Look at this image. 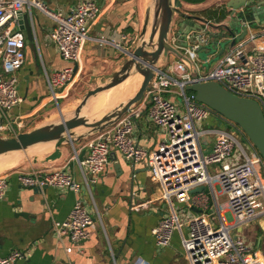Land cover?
I'll return each mask as SVG.
<instances>
[{
	"label": "built area",
	"instance_id": "1",
	"mask_svg": "<svg viewBox=\"0 0 264 264\" xmlns=\"http://www.w3.org/2000/svg\"><path fill=\"white\" fill-rule=\"evenodd\" d=\"M32 8L53 22L49 38L55 43L60 58L70 63L58 71L44 69L46 86L55 101L56 90L71 84L81 70L80 57L90 24L101 11L94 0H80L66 14L48 9L41 0H0V118L4 120L0 122V133H8L7 136L17 134L15 122L8 115L22 101L16 73L23 65L26 43L23 32L15 28L18 14L27 13L35 38ZM125 38L124 34L102 32L97 43L119 46ZM254 40V35L245 36L228 48L212 69L203 74L198 71L196 78L188 72L189 65L183 60L177 64L176 70L181 72L177 77L171 71L156 70L144 92L142 105L132 106L114 124L93 134L85 144L87 152L81 160L76 153L72 157L82 182L75 179L68 163L54 170L34 169L18 174L17 179L24 187H54L76 195L83 189L89 194L90 208L84 199L77 198L66 219L52 221L51 231L56 239L63 243L65 237L70 243L63 245L66 253L73 247L79 248L89 238L95 221L91 210L100 220L91 189L108 163L109 148L114 147L133 165L145 161L160 191L165 207L161 219L151 229L158 249L167 247L173 232L177 231L188 264H261L237 229L241 230L243 225L264 214V160L235 123L197 101L194 92L185 90L186 84L193 81H214L239 97L255 100L264 113V51L257 46L246 49ZM205 42L199 36L183 55L195 63V50ZM171 95L182 98L179 104ZM180 106L184 107L183 111L179 110ZM143 108L147 110L148 119L164 135L153 151L138 145L132 137L133 124ZM212 114L225 120L228 128H203ZM236 131L243 137L245 146L234 134ZM210 134L215 135L211 150L203 152L202 139ZM202 185L208 187L213 205L204 191L191 195ZM7 187L6 176L0 175V200ZM218 191L226 198L225 206L217 202ZM173 201L185 208L194 205L201 212L188 216L182 208L177 209ZM27 256L28 251L13 250L0 255V264H12Z\"/></svg>",
	"mask_w": 264,
	"mask_h": 264
},
{
	"label": "crops",
	"instance_id": "2",
	"mask_svg": "<svg viewBox=\"0 0 264 264\" xmlns=\"http://www.w3.org/2000/svg\"><path fill=\"white\" fill-rule=\"evenodd\" d=\"M41 1L48 9L60 10L66 14L80 0ZM94 1L101 11L90 24L88 39L81 53L79 63L81 70L78 73L82 72L81 78L103 77L120 67L126 58L125 51L130 50L137 43L145 9L149 2L148 0ZM180 1L179 10L187 16L188 22L197 23L203 31L213 35L224 31L223 26H219L220 24L214 20L204 18L201 12L211 7L224 5L227 0H204L200 3ZM33 9L37 10L32 8V14ZM37 12L43 18L38 19V25H34L36 47L30 46L31 42L26 44L23 65L16 73L18 93L22 101L8 115L13 123H20L19 127L14 123L16 133L49 122L46 121L47 117L59 113L55 106L58 99L67 96V86L62 90L59 88L56 90V102L46 86L44 69L58 71L70 63L60 58L55 43L49 38L53 22L38 10ZM259 19L260 24L252 27L245 35L255 36L254 42L246 45L247 51L253 46L264 51V13L259 16ZM102 32L124 34L126 38L120 41L119 46L110 43L99 46L97 38ZM202 34L200 35L210 45L209 41H212L214 37L210 38ZM39 41L41 45L38 44ZM212 46L215 48V54L209 56L205 69H201L196 63L202 74L216 65L228 50L229 42L225 47L218 42H214ZM213 56L219 58L211 65L209 61ZM179 62L180 59L168 54L167 57L159 59L157 67L171 71L177 77L181 74L176 70ZM170 98L179 104L177 96L171 95ZM140 105H142L141 101L134 106ZM145 106H147L146 102ZM0 122L4 123V120L0 118ZM203 125L217 130L228 128L226 121L215 114H212ZM22 127L26 128L21 130ZM2 135H8V133H0V136ZM91 137L92 135L78 139L73 144H64L61 147L60 157L54 160H45V157L54 150L52 144L42 153L31 152L30 155L21 156L14 167L0 171V175H5L8 181L5 196L0 200V255H6L13 250L28 251L25 260H18L12 264H188L177 231L173 232L167 247L158 249L155 245L151 229L161 219L165 204L160 200V191L150 177L146 162L142 161L133 165L123 159L114 147L109 148L108 163L98 182L91 189L100 220L96 212L90 209L95 221L90 228L89 238L82 242L79 248L73 247L70 253L64 251L63 245L70 243L65 237L63 243L56 239L51 231L52 221L66 219L77 198L84 199L90 208L89 194L84 190L76 195L54 187L39 190L24 187L17 177L21 172L34 169L54 170L68 163L75 179L82 182L78 165L72 157L75 153L78 157L86 154L85 144ZM132 137L138 145L151 151L156 150L164 139L163 133L148 119L146 108L142 109L140 117L133 124ZM214 138V134L204 136L203 152L211 150ZM203 191L213 205L210 191L206 192V188ZM193 194L194 192L191 195ZM219 195L223 194L218 191ZM147 201L150 202L145 207L144 203ZM221 204L225 206L226 200ZM175 205L183 207L182 210L188 216L199 213L191 209L194 205L188 208L177 202ZM19 212L28 213L29 216H17L16 213ZM243 229L246 235L241 236L251 246L252 252L255 251L258 255L261 264H264V214L258 215L237 231L240 232Z\"/></svg>",
	"mask_w": 264,
	"mask_h": 264
},
{
	"label": "water",
	"instance_id": "3",
	"mask_svg": "<svg viewBox=\"0 0 264 264\" xmlns=\"http://www.w3.org/2000/svg\"><path fill=\"white\" fill-rule=\"evenodd\" d=\"M180 5V0H149L137 43L130 50L125 51L126 58L120 67L106 75L107 81L88 90L70 117H65L58 109L60 115L58 121L33 126L13 136H0V157L12 152L26 153L32 147L50 143L53 144L54 150L45 157V160H54L60 157L61 147L64 144H73L78 139L88 137L111 126L132 106L139 103L154 76V72L159 69L157 63L161 57L172 54L185 61L189 65V72L193 74V78H196L199 71L196 68L197 64L195 65L196 59L193 63L183 54L185 49H191L193 44L198 41L200 34L203 33L210 38L214 37L212 41H209L210 45H213L214 42L221 45L224 42H229L228 48H230L243 39L252 27L260 24L259 16L264 13V0H227L224 6L228 15L219 25L224 27V31L213 35L203 31L197 23L188 22L187 16L179 10ZM33 22L35 25V20ZM17 24L15 31L23 32L26 44L32 42L34 40L33 28L28 14L19 13ZM207 45V41L200 44L195 53ZM136 73L142 75V81L130 98L120 102L99 119L91 120L88 117L85 112L92 96L122 83L131 74ZM185 90L194 92L197 101L206 104L218 115L235 123L264 160V113L255 100L239 97L214 81H193L186 84ZM78 128L81 129L78 130ZM82 157L83 154L79 156V159L81 160ZM29 188L39 190L36 187ZM205 188L202 185L192 192H200ZM191 209L201 212V209L195 206H192ZM16 215L29 216L25 212H19Z\"/></svg>",
	"mask_w": 264,
	"mask_h": 264
},
{
	"label": "rangeland",
	"instance_id": "4",
	"mask_svg": "<svg viewBox=\"0 0 264 264\" xmlns=\"http://www.w3.org/2000/svg\"><path fill=\"white\" fill-rule=\"evenodd\" d=\"M33 16H34V20H35V26L36 25H38V19H41V18H43L38 12H37V10H35V9H33ZM38 44L39 45H41V42L39 41L38 42ZM227 45V42H224L223 44H222V47H225ZM30 46H33V47H36V43H35V39L30 43ZM214 50H215V48L212 46V45H208L207 47H205V48H203V49H201V50H198L196 53H197V57H196V63L198 64V65H200V67H201V69H205V63H206V61H207V59L209 58V56H211V55H213V54H215L214 53ZM218 56H213L211 59H210V64L212 65V64H214V63H216L217 62V60H218ZM41 69H42V67H41ZM112 73V72H111ZM108 74H110V73H108ZM82 72L80 73V74H78L77 76H76V78H75V80L70 84V85H68L67 86V93H66V97H63L62 99H58V102H57V104H55V106H56V108H57V110L58 109H60L61 110V112H62V114L65 116V117H70L72 114H73V111H74V109L76 108V106L79 104V102H80V100H81V98L83 97V95L88 91V90H90V89H92V88H94L95 86H97V85H102L103 83H105L106 81H107V79H106V75L107 74H105V75H103V77H99V76H93V77H89V78H87V77H84V78H81L82 76ZM140 85V84H139ZM139 87V86H138ZM138 89V88H137ZM137 89H133L131 92H130V94L129 93H127V97H125L123 100H117V102H118V104L120 103V102H122V101H126V99L129 97L130 98V96L137 90ZM103 93H101V94H105V92L104 91H102ZM65 93V92H64ZM100 94V95H101ZM103 96V95H102ZM93 97V96H92ZM91 97V98H92ZM90 98V99H91ZM89 99V100H90ZM181 97H177V101L178 102H180L181 101ZM112 102V101H111ZM117 104V105H118ZM115 107V106H114ZM113 108V107H112ZM112 108H109V109H106V110H104V111H101L100 113H98V115H101L102 116V114H103V112H105V113H107L108 111H110ZM179 110L180 111H183L184 110V107L183 106H180L179 107ZM59 111V110H58ZM85 113H87V115H88V117L91 119V120H96V119H99V118H92V117H90L89 116V114H88V110H86V112ZM91 114V113H90ZM100 116V117H101ZM59 117H60V115H59V113H57V114H55V115H53V116H51V117H47V120L46 121H49V122H51V121H55V120H57V119H59ZM44 122V121H43ZM44 123H48V122H44ZM202 127L203 128H207V126L206 125H202ZM26 127H22V128H20L21 130L22 129H25ZM230 130H232V129H230ZM235 135H236V137L239 139V141L245 146V141H244V139H243V137L241 136V134L240 133H238L237 131L234 133ZM50 147V145H48V146H43V148H45V149H48ZM45 151V150H44ZM31 152H34V153H38L37 152V149H29L26 153L25 152H20V153H18V156L20 155V157L21 156H24V155H30V154H32ZM43 152V151H42ZM208 191V187H206V192ZM225 196L224 195H219L218 196V202L221 204V203H224L225 202ZM173 202H175V201H173ZM174 205H175V203H174ZM176 206V208L177 209H179V208H181V207H179V206H177V205H175ZM183 208V207H182ZM237 233H239V235H243V236H245L246 235V233H245V231H244V229H243V231H240V232H237ZM252 254H255V251H253L252 252Z\"/></svg>",
	"mask_w": 264,
	"mask_h": 264
},
{
	"label": "bare ground",
	"instance_id": "5",
	"mask_svg": "<svg viewBox=\"0 0 264 264\" xmlns=\"http://www.w3.org/2000/svg\"><path fill=\"white\" fill-rule=\"evenodd\" d=\"M141 81H142V75L141 74H139V73H136L134 75L131 74L122 83L104 91L105 94H101L103 92H100L96 96H93L88 102V109L87 110H88L89 116L92 118H95V117L99 118L101 115H98V113L116 106L118 104L117 100H123L125 97H127L126 96L127 93L130 94V92L133 89L134 90L137 89L139 84L141 83ZM104 113L105 112H103V114ZM55 121H58V119ZM51 122H53V121H51ZM45 145H48V144L37 145L35 147L30 148V150L31 149H37L38 153H42V151L46 150L45 148H43V146H45ZM49 145H52V143H50ZM18 153H20V152H12L11 154L1 156L0 157V171L7 170V169L14 167L16 165L18 159L20 158V155L18 156Z\"/></svg>",
	"mask_w": 264,
	"mask_h": 264
},
{
	"label": "trees",
	"instance_id": "6",
	"mask_svg": "<svg viewBox=\"0 0 264 264\" xmlns=\"http://www.w3.org/2000/svg\"><path fill=\"white\" fill-rule=\"evenodd\" d=\"M182 1L188 3H200L203 2L204 0H182ZM201 14L204 18L214 20L215 22L220 24L226 19L228 15V11L224 5H220L217 7H211L209 9L203 10ZM186 92L191 93L192 91L186 90Z\"/></svg>",
	"mask_w": 264,
	"mask_h": 264
}]
</instances>
